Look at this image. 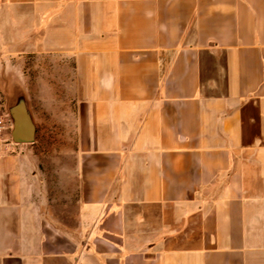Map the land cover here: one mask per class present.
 <instances>
[{
    "label": "crops",
    "instance_id": "0c3cea01",
    "mask_svg": "<svg viewBox=\"0 0 264 264\" xmlns=\"http://www.w3.org/2000/svg\"><path fill=\"white\" fill-rule=\"evenodd\" d=\"M16 69L72 161L0 154V264H264V0H0Z\"/></svg>",
    "mask_w": 264,
    "mask_h": 264
},
{
    "label": "rangeland",
    "instance_id": "374dc122",
    "mask_svg": "<svg viewBox=\"0 0 264 264\" xmlns=\"http://www.w3.org/2000/svg\"><path fill=\"white\" fill-rule=\"evenodd\" d=\"M14 65H18V61H14ZM19 85L17 77V69L15 71L10 70L4 73L0 72V90L3 93V98L5 101V109L7 112V107L11 102V99L14 97V87ZM34 95V109L35 112L41 116V120H45L46 123H41L39 134L36 136V141L29 145V149L32 148L35 151L32 158L34 163H39L45 166H51L57 162L64 164H71V150H70V140H63L60 138H55V129L60 130L62 125L60 123H54V110L52 108L45 109L46 107L53 106V104L59 105L60 101H68L67 93H53L49 94V99H41L40 94ZM59 98V99H58ZM58 112L65 109L63 107H57L55 109ZM9 115V114H8ZM6 153H1V156H6Z\"/></svg>",
    "mask_w": 264,
    "mask_h": 264
},
{
    "label": "water",
    "instance_id": "95a60500",
    "mask_svg": "<svg viewBox=\"0 0 264 264\" xmlns=\"http://www.w3.org/2000/svg\"><path fill=\"white\" fill-rule=\"evenodd\" d=\"M13 93L14 97L7 107L9 118L13 122L11 137L17 144L31 145L36 141V124L27 95L22 92L19 85L14 87Z\"/></svg>",
    "mask_w": 264,
    "mask_h": 264
},
{
    "label": "built area",
    "instance_id": "2783aa9c",
    "mask_svg": "<svg viewBox=\"0 0 264 264\" xmlns=\"http://www.w3.org/2000/svg\"><path fill=\"white\" fill-rule=\"evenodd\" d=\"M13 122L6 113L5 101L0 90V154L15 153L20 144L14 142L11 137Z\"/></svg>",
    "mask_w": 264,
    "mask_h": 264
}]
</instances>
